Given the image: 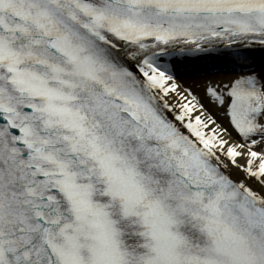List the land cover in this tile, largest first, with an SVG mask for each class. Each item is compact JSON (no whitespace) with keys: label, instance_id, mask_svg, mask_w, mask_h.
Returning <instances> with one entry per match:
<instances>
[{"label":"snow or ice","instance_id":"snow-or-ice-1","mask_svg":"<svg viewBox=\"0 0 264 264\" xmlns=\"http://www.w3.org/2000/svg\"><path fill=\"white\" fill-rule=\"evenodd\" d=\"M258 57L264 0H0V264H264Z\"/></svg>","mask_w":264,"mask_h":264},{"label":"bare ground","instance_id":"bare-ground-1","mask_svg":"<svg viewBox=\"0 0 264 264\" xmlns=\"http://www.w3.org/2000/svg\"><path fill=\"white\" fill-rule=\"evenodd\" d=\"M204 75H197L194 77H187V76H178V79L184 80V81H191L193 79H198V78H202Z\"/></svg>","mask_w":264,"mask_h":264},{"label":"rangeland","instance_id":"rangeland-1","mask_svg":"<svg viewBox=\"0 0 264 264\" xmlns=\"http://www.w3.org/2000/svg\"><path fill=\"white\" fill-rule=\"evenodd\" d=\"M212 67V66H211ZM207 68H209V67H207ZM206 67H203V68H199V69H202V70H205V69H207ZM180 70H188V69H179V72H180ZM190 70V69H189ZM191 70H193V69H191ZM258 70H259V68H258ZM187 73V72H186Z\"/></svg>","mask_w":264,"mask_h":264}]
</instances>
